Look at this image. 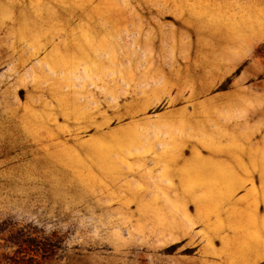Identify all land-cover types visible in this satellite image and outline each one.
<instances>
[{"label": "rangeland", "instance_id": "1", "mask_svg": "<svg viewBox=\"0 0 264 264\" xmlns=\"http://www.w3.org/2000/svg\"><path fill=\"white\" fill-rule=\"evenodd\" d=\"M0 264H264V0H0Z\"/></svg>", "mask_w": 264, "mask_h": 264}]
</instances>
